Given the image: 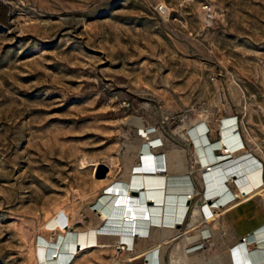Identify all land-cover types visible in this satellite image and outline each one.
Returning <instances> with one entry per match:
<instances>
[{"label":"rangeland","instance_id":"obj_1","mask_svg":"<svg viewBox=\"0 0 264 264\" xmlns=\"http://www.w3.org/2000/svg\"><path fill=\"white\" fill-rule=\"evenodd\" d=\"M226 119L243 150L215 156L252 154L264 184V0H0V264H45L41 239L72 231L71 264H145L155 244L158 264H230L264 226V189L240 197L229 181L225 204L207 196L196 128L206 151ZM148 152L191 187L179 223L152 222L129 246L102 234L117 231L97 205Z\"/></svg>","mask_w":264,"mask_h":264},{"label":"bare ground","instance_id":"obj_2","mask_svg":"<svg viewBox=\"0 0 264 264\" xmlns=\"http://www.w3.org/2000/svg\"><path fill=\"white\" fill-rule=\"evenodd\" d=\"M230 123H233L231 119H226L223 122L222 136L219 141L210 144L206 151L204 150V145L209 142L203 134L204 125L201 124L200 127L196 128L197 141L202 149L200 158V163L202 164L201 172L203 173L201 176L202 183L208 197L214 194L221 195L218 206L225 204L224 202L233 195V193L226 192V182L236 181L242 193L240 197H242L247 192L246 186L250 183L249 174L254 170L261 169L259 163L252 157L253 155H248V152L223 160L215 156L213 152L215 147H222V151L226 154L243 150L239 132L234 130L233 124L229 126ZM193 133H195L194 130ZM200 134L203 137L199 136ZM155 164H158V168L154 167ZM182 167L181 161H177V169L181 170ZM134 168L136 172H130V178L127 181L128 186L125 184L126 182L123 184L118 183L110 192L102 196L97 205L103 209L101 217L107 218L102 230L117 231L115 233L103 232L102 234L114 235L129 246L132 245L135 236H140L141 238L139 237V239H143L148 228H150L149 224L152 222H162L166 218L165 224H170L171 222L179 223L180 221L175 220L184 216L185 208L183 202L184 198H186L185 191L191 187V180L189 181L187 178L183 179L175 176L166 178L163 175L167 171L164 155H156L153 152L144 153ZM132 177L133 181L131 182ZM263 189L264 185L258 187L256 192L258 193ZM112 191H116V193H112ZM165 205L166 214L163 213ZM172 210H174L173 215L171 214ZM156 230H162L165 235H168L173 228L169 225H164L160 226V228L156 227ZM79 235L78 232H69L67 236L61 237L59 243H50L41 239V242H43L41 244L47 248L45 264H71L75 254L79 251ZM90 240L91 238L87 239V241ZM252 241L255 244V249L250 251L249 243ZM151 253L148 254L150 264H158L156 254L151 255ZM229 259L231 264H264V228L256 229L247 234L244 239L238 241L232 250L229 251Z\"/></svg>","mask_w":264,"mask_h":264},{"label":"crops","instance_id":"obj_3","mask_svg":"<svg viewBox=\"0 0 264 264\" xmlns=\"http://www.w3.org/2000/svg\"><path fill=\"white\" fill-rule=\"evenodd\" d=\"M203 125V124H202ZM155 168L157 167L158 168V164L156 165L155 164V166H154ZM255 174H257L258 175V180L257 181H254L253 180V175H255ZM249 177H250V183L246 186L247 187V192L245 193V195H249V194H251V195H254L255 193H257L256 192V189L258 188V187H260V186H263L264 184H262V182H261V169H259V170H254V171H252L250 174H249ZM260 228H264V226H262V227H260ZM260 228H258V229H260ZM257 229V230H258ZM252 231H254V230H250L247 234H249V233H251ZM245 237V236H244ZM141 238V237H140ZM243 238H241V240H242ZM153 245H151L150 247H148L149 249H144L143 251H142V254H146L147 252H149V254H150V252L152 251V249L153 248H155V247H157V245L155 244L153 247H152ZM132 252H134V250L133 249H127V252L126 253H132ZM157 251H154V252H152L151 253V255H153V254H156V257H157ZM159 255H160V253H159ZM159 258H160V256H159ZM146 260H147V258H145V261H144V263L145 264H148L147 262H146ZM160 260L162 261V259L160 258ZM230 260V259H229ZM122 262H123V264H143V263H141V262H139V260H136V258H128V257H126L125 259H123L122 260ZM160 264V263H159ZM231 264V263H230Z\"/></svg>","mask_w":264,"mask_h":264},{"label":"built area","instance_id":"obj_4","mask_svg":"<svg viewBox=\"0 0 264 264\" xmlns=\"http://www.w3.org/2000/svg\"><path fill=\"white\" fill-rule=\"evenodd\" d=\"M202 9H203V18L204 20L207 22V21H210L212 19V13L210 11V8L207 7L206 5H203L202 6ZM147 258V257H146ZM146 262L148 264H150V260L147 258Z\"/></svg>","mask_w":264,"mask_h":264},{"label":"water","instance_id":"obj_5","mask_svg":"<svg viewBox=\"0 0 264 264\" xmlns=\"http://www.w3.org/2000/svg\"><path fill=\"white\" fill-rule=\"evenodd\" d=\"M107 171H108L107 166H105V165H100V166L98 167V175H97V178L104 177Z\"/></svg>","mask_w":264,"mask_h":264}]
</instances>
